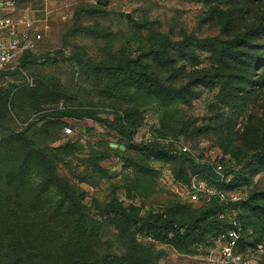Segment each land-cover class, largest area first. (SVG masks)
Here are the masks:
<instances>
[{"label":"rangeland","instance_id":"1","mask_svg":"<svg viewBox=\"0 0 264 264\" xmlns=\"http://www.w3.org/2000/svg\"><path fill=\"white\" fill-rule=\"evenodd\" d=\"M12 1L20 28L40 39L0 81V148L26 132L33 149L57 155L58 174L101 222L98 253L126 255L132 237L152 264H208L211 222L223 214L241 219L247 252L264 264L255 249L264 247V0ZM191 37L220 42L184 44ZM167 41L180 45L157 53ZM142 48L156 51L141 61L155 76L145 92L129 94L137 81L92 67H115ZM85 111L94 118L80 119ZM62 113L75 117H55ZM195 179L242 203L193 202ZM115 202L144 222L129 230L106 220ZM167 221L203 228L183 240Z\"/></svg>","mask_w":264,"mask_h":264},{"label":"trees","instance_id":"2","mask_svg":"<svg viewBox=\"0 0 264 264\" xmlns=\"http://www.w3.org/2000/svg\"><path fill=\"white\" fill-rule=\"evenodd\" d=\"M220 42L219 38L199 39L188 38L184 44ZM179 43L165 42L157 53H164L179 46ZM154 49L142 48L130 58L115 65L98 63L92 65L96 73H109L117 70L124 76L131 77L129 94L145 92L147 84L155 83V76L141 65L143 57L155 54ZM81 65L83 63H80ZM2 90L0 89V94ZM91 111L82 112L79 118L93 119ZM58 119L75 117L71 113L55 116ZM129 125V124H128ZM70 125L67 124L66 127ZM71 129V128H68ZM73 131V130H72ZM133 124H130L123 134L130 136ZM79 144L86 141L79 139ZM76 142V143H78ZM6 143L5 145H3ZM74 143V145H77ZM154 151L160 152V145L150 142ZM33 142L26 132L11 135L0 148V264H152L153 253L148 248L139 245L131 238L126 255L109 256L98 253L95 234L101 222L86 213V205L76 189L57 171V155L48 149H33ZM81 146V145H80ZM124 146V145H122ZM121 146H119V149ZM125 147V146H124ZM172 151H168L170 153ZM191 161L198 163L197 158L189 154ZM101 159V157L99 158ZM217 178H220L218 175ZM234 205V204H231ZM115 202L104 210L106 220H112L119 226L133 225L144 220L135 213ZM219 212L222 208H219ZM158 223L159 217H156ZM105 220H102V222ZM150 225V222H145ZM165 222L157 224L160 228ZM183 240L189 238L196 228H203L200 221L192 224H177L168 222ZM211 225L216 228L214 237L228 230L229 222L215 219ZM240 248L247 252L246 228ZM155 234L150 237L155 238ZM213 244L209 242L210 249ZM201 246V245H200ZM257 245L255 249H258ZM208 249V250H209Z\"/></svg>","mask_w":264,"mask_h":264},{"label":"built area","instance_id":"3","mask_svg":"<svg viewBox=\"0 0 264 264\" xmlns=\"http://www.w3.org/2000/svg\"><path fill=\"white\" fill-rule=\"evenodd\" d=\"M16 9L15 1L0 0V81L7 73L16 68L21 55L31 50L35 42L40 39L39 35H37L38 39H35L30 29L23 30L20 28L14 19ZM66 132L72 134L73 131L67 129ZM184 152H190V150L185 147ZM216 173L220 179L224 180L221 166H218ZM193 187L191 193L193 202L201 203L206 198L218 197L223 203L237 206L242 203V199L238 195L232 194L228 197L223 191L210 185L207 181L195 179ZM220 219L224 220L225 215H220ZM229 224L231 227L228 230L213 238V244L207 251L208 264H260L252 258L250 252H243L240 248L244 237L241 219L235 217L229 221ZM258 251L264 254V247L259 246Z\"/></svg>","mask_w":264,"mask_h":264},{"label":"water","instance_id":"4","mask_svg":"<svg viewBox=\"0 0 264 264\" xmlns=\"http://www.w3.org/2000/svg\"><path fill=\"white\" fill-rule=\"evenodd\" d=\"M113 147H114V148H117V147H118V145H116V144H113ZM120 148H121V150H122V151L125 149V147H124V146H121Z\"/></svg>","mask_w":264,"mask_h":264}]
</instances>
